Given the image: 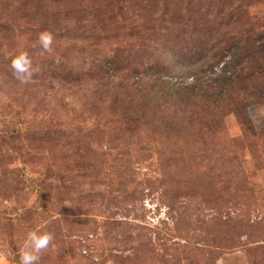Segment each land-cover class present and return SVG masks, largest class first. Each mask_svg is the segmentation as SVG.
Returning <instances> with one entry per match:
<instances>
[{"label": "rangeland", "instance_id": "374dc122", "mask_svg": "<svg viewBox=\"0 0 264 264\" xmlns=\"http://www.w3.org/2000/svg\"><path fill=\"white\" fill-rule=\"evenodd\" d=\"M29 231L35 264H264V0H0V264Z\"/></svg>", "mask_w": 264, "mask_h": 264}, {"label": "clouds", "instance_id": "9594fccd", "mask_svg": "<svg viewBox=\"0 0 264 264\" xmlns=\"http://www.w3.org/2000/svg\"><path fill=\"white\" fill-rule=\"evenodd\" d=\"M53 36L48 31H42L38 35L39 46L45 50H51ZM13 75L21 82H26L32 76L31 60L26 51H20L10 60ZM52 235L48 232L29 231L19 252L20 264H35L39 259L37 253L49 246Z\"/></svg>", "mask_w": 264, "mask_h": 264}, {"label": "trees", "instance_id": "16d2710c", "mask_svg": "<svg viewBox=\"0 0 264 264\" xmlns=\"http://www.w3.org/2000/svg\"><path fill=\"white\" fill-rule=\"evenodd\" d=\"M140 77H138L139 81H141L144 77H146L145 73L142 72ZM201 84H202V82H201ZM198 86H199V81H198V78H197V80L193 84L185 86V89H187L188 91H193V90L197 89ZM164 88H166V87L164 86ZM120 89H121V91L123 90V93H124L128 89V86H120ZM166 89L167 90L169 89L170 91H169V93L167 92L166 95L163 98L162 97H158V96L155 97V101H157V103H158V104H156L157 105L156 107L159 108L162 105L164 107H177V106H179L178 104L181 103L182 100L181 99H177L176 93L178 92L177 91L178 89L177 88H173L172 86H169V85L167 86ZM166 89H164V90H166ZM137 92H138V90H137ZM220 100L221 101H225V99H223V98H220ZM143 106H146L145 103H143ZM138 110H140V108ZM138 110L134 109L132 111H129V113L132 114V115L134 114L135 116H140L141 114L137 113Z\"/></svg>", "mask_w": 264, "mask_h": 264}]
</instances>
